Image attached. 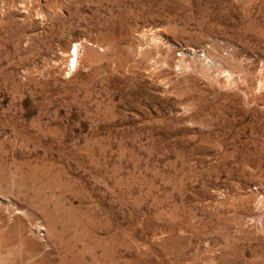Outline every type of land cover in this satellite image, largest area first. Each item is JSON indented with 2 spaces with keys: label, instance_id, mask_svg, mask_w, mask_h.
<instances>
[{
  "label": "rangeland",
  "instance_id": "rangeland-1",
  "mask_svg": "<svg viewBox=\"0 0 264 264\" xmlns=\"http://www.w3.org/2000/svg\"><path fill=\"white\" fill-rule=\"evenodd\" d=\"M0 264H264V0H0Z\"/></svg>",
  "mask_w": 264,
  "mask_h": 264
},
{
  "label": "bare ground",
  "instance_id": "bare-ground-1",
  "mask_svg": "<svg viewBox=\"0 0 264 264\" xmlns=\"http://www.w3.org/2000/svg\"><path fill=\"white\" fill-rule=\"evenodd\" d=\"M77 55H78V45L75 44V48H74V50L72 51V53H70V56H71L70 66H75ZM12 235H13V234H12ZM5 248H6V247H5ZM7 258H8V257H7Z\"/></svg>",
  "mask_w": 264,
  "mask_h": 264
}]
</instances>
